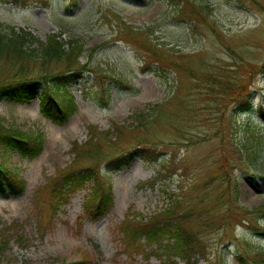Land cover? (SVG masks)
<instances>
[{"label": "rangeland", "instance_id": "rangeland-1", "mask_svg": "<svg viewBox=\"0 0 264 264\" xmlns=\"http://www.w3.org/2000/svg\"><path fill=\"white\" fill-rule=\"evenodd\" d=\"M179 1L0 2V21L42 40L50 33L77 39L84 45L80 63L94 68L66 79L76 107L61 121L40 111L39 98L0 100V124L43 141L29 157L0 148V163L26 180L21 193H0V264L77 263L85 252L90 264H241L235 254L246 250L241 256L251 264L264 247V233L249 229L264 226V119L253 111L236 121L227 101L220 122L223 109L216 106L228 85L242 101L252 95L255 104L264 103V0H191L201 19L189 11L178 15ZM158 49H170V61L183 69L158 60ZM63 65L44 68L52 74ZM29 67L38 74L42 66ZM202 73L218 86L192 77ZM237 75L247 86L236 84ZM177 94L193 101L194 116L179 113L185 123L175 121ZM165 101L169 122L150 123L149 109ZM73 165L88 166L112 186L113 205L98 219L84 215L92 181L56 210V200L44 196V187ZM165 208L200 240L189 262L174 248L166 252L168 240L122 243L119 225L128 214L149 217Z\"/></svg>", "mask_w": 264, "mask_h": 264}, {"label": "trees", "instance_id": "trees-1", "mask_svg": "<svg viewBox=\"0 0 264 264\" xmlns=\"http://www.w3.org/2000/svg\"><path fill=\"white\" fill-rule=\"evenodd\" d=\"M175 4L178 15H184L185 11H189L193 13L192 17L201 19L197 5L191 0H180ZM35 42H37L38 47L32 46ZM167 51L158 49V54L162 55L158 60H162L168 65L182 70L183 65L177 62H170L171 53ZM82 54H84V45L77 39L64 41L60 35L50 33L47 35L46 40H42L38 35H32L31 32L23 28L0 23V99L7 98L16 102H26L39 96L38 92L41 90L40 99L43 112L56 121H61V118L65 119L76 107L72 96L68 92L66 79L70 82L71 74L76 72L83 74L90 71V69L92 71L94 69L90 65L88 67L86 63H80V56ZM54 61L63 63L64 67L56 73L48 74L46 68ZM30 62L42 66L38 74L34 73L35 70L32 71L30 69ZM210 75L204 76V73L200 74L199 78L201 80L199 81L201 82L206 79L207 83L213 84L210 81ZM237 77V84H239L241 76L237 75ZM228 86L232 91L235 90L231 85ZM241 96L239 94L238 97L241 98ZM242 103L246 109H252L253 107L251 99H244ZM167 106L168 104L164 103L152 107L149 109L148 114L145 115V118L149 119L150 123H153L155 120L166 117L165 107ZM258 110L264 115V105L259 104ZM38 144L37 138L33 135L27 134L20 129L14 127L7 128L0 124V148L3 150H16L25 155H32L39 151L40 147H34ZM39 146H41V143ZM81 149L79 147L77 151L81 153V156H84L82 151H80ZM34 150L36 151L34 152ZM86 150L83 151L87 152V154L94 153L90 149ZM90 165L95 166L94 163ZM88 181L93 182L92 190L87 200L88 210H90L89 207L92 205L96 206L99 211L108 209L113 200L112 187L110 183L106 187L99 182L96 173L88 166L77 167L73 165L64 171L61 170L58 178L50 181L46 186V190L50 194L49 199H55L56 203H59L62 200H66L70 192L83 187ZM58 182H60V185H57ZM24 185L25 180L23 178L19 177L14 170L6 168L0 163L1 193L7 191L19 193L23 190ZM160 214L164 217L157 219L154 216V219L152 218V220L147 222L143 221L142 218H134L123 222L121 228L125 237L130 239V242L138 241L146 235L149 240H154L156 243H160L166 236L174 238L173 248L179 254L188 258L190 249L193 248V243L191 244L192 238L186 232L187 229L183 226L182 221L176 218L170 211H163ZM189 240L190 243L188 244ZM259 255H264V252H260ZM90 261L91 255L85 252L82 255V259L77 263L64 262L61 264H89Z\"/></svg>", "mask_w": 264, "mask_h": 264}]
</instances>
